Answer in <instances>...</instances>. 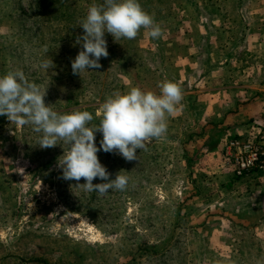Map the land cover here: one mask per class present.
I'll use <instances>...</instances> for the list:
<instances>
[{
    "label": "rangeland",
    "instance_id": "obj_1",
    "mask_svg": "<svg viewBox=\"0 0 264 264\" xmlns=\"http://www.w3.org/2000/svg\"><path fill=\"white\" fill-rule=\"evenodd\" d=\"M102 2L0 0V75L22 69L47 88L46 105L61 112L87 110L98 125L100 106L115 92L140 87L159 93L164 80L180 87L181 56L197 39L196 76L211 73L212 89L223 87L229 96L249 90L236 98L245 110L229 119L245 128L219 130L218 147L240 139L264 143V115L257 112L264 97L249 98V88L264 76V0H139L161 36L151 38L141 28L134 39L115 40L106 32L108 56L100 67L74 74L71 62L82 50L77 40L84 33L79 24L93 3ZM42 61H52V67L43 69ZM201 111L178 114L177 108L164 136L138 149L135 160L99 151L110 178L118 172L129 177L124 190L104 194L85 191L78 185L83 178H63L62 141L42 148L32 126H14L0 116V264H264V212L242 217L224 208L230 204L222 201L225 193L218 194L220 205L211 194L204 202L198 197ZM101 140L96 132L98 147ZM252 176L233 172L241 186Z\"/></svg>",
    "mask_w": 264,
    "mask_h": 264
},
{
    "label": "clouds",
    "instance_id": "obj_2",
    "mask_svg": "<svg viewBox=\"0 0 264 264\" xmlns=\"http://www.w3.org/2000/svg\"><path fill=\"white\" fill-rule=\"evenodd\" d=\"M79 25L84 30L77 40L82 42V50L71 62L73 73L79 75L99 68L100 59L108 56L106 32L115 40L134 39L141 28L148 29L151 38L162 34L160 25L142 8L139 0L93 3ZM40 66L49 70L52 61H42ZM46 89L30 81L19 68L0 75V116L14 126H32L41 134L39 146L42 148L54 147L62 141L67 147L58 160L63 178L75 181L83 178L84 183L78 185L89 193L101 194L113 189L124 190L129 177L118 172L115 178H110L97 153L117 151L128 161L137 159L138 149L164 136L168 117L183 100L181 88L171 80L159 84V93L132 87L107 97L99 109V124L92 125L94 117L87 110L61 112L46 105ZM96 132L102 133L99 147L95 142ZM97 178L106 182L93 184Z\"/></svg>",
    "mask_w": 264,
    "mask_h": 264
},
{
    "label": "crops",
    "instance_id": "obj_3",
    "mask_svg": "<svg viewBox=\"0 0 264 264\" xmlns=\"http://www.w3.org/2000/svg\"><path fill=\"white\" fill-rule=\"evenodd\" d=\"M194 41L196 45L191 42L186 54L181 56L185 62V70L183 73L179 72L180 77L183 76L180 79L181 83L183 82L180 86L183 100L177 108L178 114L181 113L180 111L190 108H194L197 112L198 109L202 110L198 119V127L196 126L198 128V197H202L204 202L207 200L208 194H211L212 197L214 196V199H210L211 202L220 205L221 199L218 200V194L224 195L225 193L227 197L222 201L229 200L230 204L227 202L226 205L228 206L224 208L232 209L242 217L248 218L252 212H264V172L260 176L257 174L252 176L258 182L253 181L251 177L245 185H239L233 179V171L227 158L230 154L227 150V143L220 148L218 147L220 143L218 140L219 130L230 131L234 130V127L245 128L244 124L234 125L229 119H233L236 115L235 111L239 115L245 110L243 105L246 104L236 105L240 101L236 98H242V95L246 97V90L248 89L239 90L235 95L229 96V90L223 87H220V90L219 86L212 89L216 80L211 73L207 72L203 77L196 76V63L192 57L198 53V40L195 39ZM259 46H262L264 51V45L259 44ZM249 89L253 90L250 92L249 98L254 97L256 100L263 98L264 76L255 81L254 86ZM220 94L228 96L219 101L218 96ZM257 112L264 115V103H258ZM208 126H210V130H207ZM240 140L242 146L250 143V140ZM215 191L216 193L213 194ZM235 216L237 215L235 214Z\"/></svg>",
    "mask_w": 264,
    "mask_h": 264
},
{
    "label": "built area",
    "instance_id": "obj_4",
    "mask_svg": "<svg viewBox=\"0 0 264 264\" xmlns=\"http://www.w3.org/2000/svg\"><path fill=\"white\" fill-rule=\"evenodd\" d=\"M227 147L228 152H231L229 160L237 178L264 172V143L242 146L240 141L229 140Z\"/></svg>",
    "mask_w": 264,
    "mask_h": 264
}]
</instances>
